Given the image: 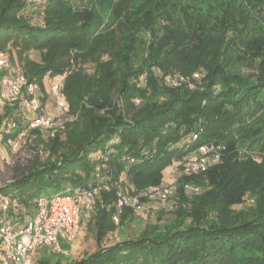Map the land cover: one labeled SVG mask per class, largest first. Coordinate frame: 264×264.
Segmentation results:
<instances>
[{
    "label": "trees",
    "instance_id": "trees-1",
    "mask_svg": "<svg viewBox=\"0 0 264 264\" xmlns=\"http://www.w3.org/2000/svg\"><path fill=\"white\" fill-rule=\"evenodd\" d=\"M87 1L81 7L76 0H46L44 24H32L25 14L29 0H0V48L11 62L15 50L21 72L41 91L45 79L71 69L63 91L72 117L54 134L28 131L26 139L45 147L47 157L32 155L25 171L0 182V193L32 210L36 196L75 195L94 185L97 166L105 164L110 186L101 189L88 219L97 247L64 264H264V161L229 160L180 177L168 220L147 223L137 234L125 229L134 208L117 205L119 190L138 194L161 185L173 160L199 145L225 144V159L241 141L264 109V38L222 59L195 61L192 54L213 38L212 29L194 23L185 0ZM251 1L263 9L264 0ZM141 30L146 37H139ZM222 48L228 52L230 41ZM88 62L97 63L95 71L76 68ZM202 63L207 72L194 88L167 82L168 75H189ZM21 100L0 106V142L27 124ZM206 174L210 187L202 181ZM188 184L204 189L190 192ZM246 196L254 203L245 205ZM120 227V238L104 244Z\"/></svg>",
    "mask_w": 264,
    "mask_h": 264
},
{
    "label": "built area",
    "instance_id": "built-area-1",
    "mask_svg": "<svg viewBox=\"0 0 264 264\" xmlns=\"http://www.w3.org/2000/svg\"><path fill=\"white\" fill-rule=\"evenodd\" d=\"M7 71V72H6ZM203 73L195 71L192 75L177 73L168 75L167 82L172 86L188 84L190 88L196 86ZM63 78L51 85L50 93L54 97L58 109L63 115H68L69 106L63 91ZM40 87L37 83L28 82L26 76L10 61L8 52L0 48V106L12 103L22 98L21 110L29 117L26 126L17 137L6 140V146L17 152L26 139L27 133L33 128L53 130L59 126V121L42 104ZM16 122H12V127ZM198 137L194 135V139ZM226 145L211 141L199 145L181 159H174L187 174H199L208 170L212 163L220 162ZM105 164H99L96 172V183L90 187L82 188L77 194L54 193L39 195L33 198V209L0 193V264H37L35 253L49 247L61 251L60 241L75 239L80 230L84 216L87 218L93 213L94 206L105 185L107 176L104 174ZM187 191H198L193 184L186 186ZM175 194V188L169 184L149 186L138 194H127L122 190L118 192L119 211L124 206L135 210L144 208L145 199H156L160 205H166ZM116 223L119 215H114Z\"/></svg>",
    "mask_w": 264,
    "mask_h": 264
},
{
    "label": "rangeland",
    "instance_id": "rangeland-1",
    "mask_svg": "<svg viewBox=\"0 0 264 264\" xmlns=\"http://www.w3.org/2000/svg\"><path fill=\"white\" fill-rule=\"evenodd\" d=\"M30 6L26 10L25 14L32 24H44V12L43 4L46 0H29ZM189 7V11L193 15L194 23L198 21L204 25V27H210L212 29L211 36L213 38L208 41H204L200 46L197 47L195 52L192 54V59L202 62H212L213 60L222 59L225 55L232 52L242 50V47L254 38H264V4H261L263 9L257 10L255 1L251 0H185ZM77 4L81 7L88 6L87 0H76ZM233 25L237 27L234 30L230 27ZM243 27V28H242ZM226 28V33H225ZM240 30V32H239ZM233 37V35H236ZM219 35V36H218ZM147 31L141 30L139 37H146ZM218 36V37H217ZM226 40L230 41L231 49L224 53L222 48V43ZM15 59V50H12V56ZM35 56L36 53H33ZM225 56V57H226ZM13 58V57H12ZM12 59V64L21 70L20 65L17 60ZM251 63L257 64V60L251 61ZM84 68L86 72L91 73L95 71L97 63L88 62L84 64L77 65L76 68ZM71 69L65 72L50 76L45 79V91H40L42 96L44 93L47 95L45 101V107L47 110L56 117L59 121V126L53 128L54 130L63 128L64 123L68 120V115H63L57 107L54 97L50 93L51 85L53 82L63 78V81L71 71ZM200 71L204 76L207 72L205 65H200L198 69L194 70ZM179 73V72H177ZM144 82V81H142ZM264 94V93H263ZM264 100V97H262ZM68 106L69 101L67 100ZM50 108V109H49ZM11 125L7 128V131H11ZM249 130L244 134V136L239 141V143L230 145L227 151V155H224L227 149L223 153V158L220 162L212 163L211 165L220 164L226 167L230 161L231 162H243L247 159H252L257 163H262L264 161V109L249 123ZM52 133V132H51ZM52 135V134H51ZM34 140L26 139L22 141L21 148L17 152H12L6 143L0 142V182H5L10 178L18 175L22 171H25L31 162V156L35 153H39L42 159L47 157V151L45 147L36 146L34 147ZM39 148V149H38ZM178 160V159H176ZM230 160V161H229ZM178 162V161H177ZM171 163L164 171V179L162 184H169L176 188L177 180L182 176H187L183 168L178 165V163ZM222 167V168H223ZM232 169V168H231ZM229 169V170H231ZM204 185H209L210 187V177L206 174V177L202 179ZM105 185L110 186L109 182H105ZM199 188L201 192L204 187L202 185H195ZM107 188V189H108ZM176 194V189H175ZM174 194V196H175ZM174 196L171 198L170 202L166 205H160L156 199H146L144 201V208L142 210H135L133 212L132 218L126 226V230L131 233H139L145 229L147 223L164 222L169 216L171 208L176 205ZM254 199L252 196H246L244 204H253ZM242 205H237L235 207H240ZM92 214L90 215V217ZM89 217V218H90ZM86 216L83 217L80 230L75 239L70 241L61 240V252L53 251L51 248L46 247L38 250L35 253V258H37V264H48V262H53L60 260L63 264L72 259H80L88 252L95 250L97 247L96 240L94 238L93 230L90 225H88V219ZM120 231L115 230L110 232L109 235L103 241L104 244H111L118 240L121 236ZM62 253V255H61ZM46 254V255H45ZM58 255H61L60 257ZM46 256V257H45ZM41 257H45L46 261L43 262Z\"/></svg>",
    "mask_w": 264,
    "mask_h": 264
},
{
    "label": "crops",
    "instance_id": "crops-1",
    "mask_svg": "<svg viewBox=\"0 0 264 264\" xmlns=\"http://www.w3.org/2000/svg\"><path fill=\"white\" fill-rule=\"evenodd\" d=\"M48 108V107H47ZM50 109V108H49Z\"/></svg>",
    "mask_w": 264,
    "mask_h": 264
}]
</instances>
